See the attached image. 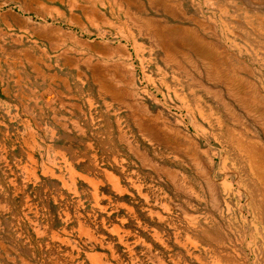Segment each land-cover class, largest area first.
Masks as SVG:
<instances>
[{
    "label": "rangeland",
    "instance_id": "374dc122",
    "mask_svg": "<svg viewBox=\"0 0 264 264\" xmlns=\"http://www.w3.org/2000/svg\"><path fill=\"white\" fill-rule=\"evenodd\" d=\"M0 264H264V0H0Z\"/></svg>",
    "mask_w": 264,
    "mask_h": 264
},
{
    "label": "crops",
    "instance_id": "0c3cea01",
    "mask_svg": "<svg viewBox=\"0 0 264 264\" xmlns=\"http://www.w3.org/2000/svg\"><path fill=\"white\" fill-rule=\"evenodd\" d=\"M35 139H36V138H35ZM27 141H28V143L33 142V141H31V139H28ZM28 143H27V144H28ZM37 143H38V142H37ZM33 144H35V143H33ZM22 145H23V144H22ZM28 159H29L30 162L33 164V165H31L32 167L34 166L35 163H37L35 156L29 157ZM41 165H42V163H41L39 166L41 167ZM66 169H67V170L70 169L69 171H71V172L73 171V170H71V165H70V164H67V168H66ZM30 170H31V168H30V169L27 168V171H26V172H29V173H30ZM42 171H44V172L46 171L44 167H42ZM70 174H71V175H74V173H70Z\"/></svg>",
    "mask_w": 264,
    "mask_h": 264
}]
</instances>
